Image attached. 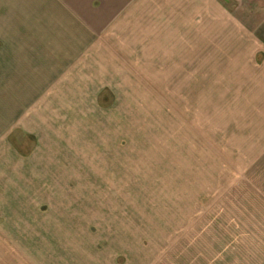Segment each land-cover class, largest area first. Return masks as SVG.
<instances>
[{"label":"rangeland","instance_id":"374dc122","mask_svg":"<svg viewBox=\"0 0 264 264\" xmlns=\"http://www.w3.org/2000/svg\"><path fill=\"white\" fill-rule=\"evenodd\" d=\"M152 34L147 66L93 38L85 76L28 101L0 55V264H264L261 89Z\"/></svg>","mask_w":264,"mask_h":264},{"label":"crops","instance_id":"0c3cea01","mask_svg":"<svg viewBox=\"0 0 264 264\" xmlns=\"http://www.w3.org/2000/svg\"><path fill=\"white\" fill-rule=\"evenodd\" d=\"M8 33H16L19 47L2 50V63L11 72L17 69L18 86H23L4 93L23 94L24 101L39 96L41 78L81 79L85 75L76 71L89 69L90 53L105 47L118 56L112 62L120 63L124 55L125 61L137 63L139 58L138 64L147 66L150 57L136 44L142 33L148 38L152 33L192 34L193 53L210 78L224 72L234 81L246 80L240 92L257 95L261 89L257 100L264 98V0H0L4 41L12 36ZM93 38L100 48L95 51ZM56 70L61 73H52Z\"/></svg>","mask_w":264,"mask_h":264}]
</instances>
